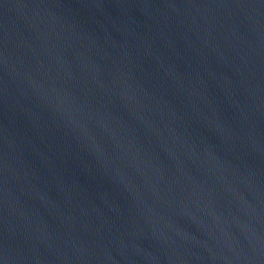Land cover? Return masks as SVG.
Here are the masks:
<instances>
[{
    "label": "water",
    "instance_id": "water-1",
    "mask_svg": "<svg viewBox=\"0 0 264 264\" xmlns=\"http://www.w3.org/2000/svg\"><path fill=\"white\" fill-rule=\"evenodd\" d=\"M0 264H264V0H0Z\"/></svg>",
    "mask_w": 264,
    "mask_h": 264
}]
</instances>
